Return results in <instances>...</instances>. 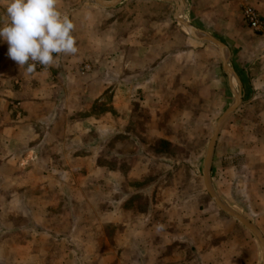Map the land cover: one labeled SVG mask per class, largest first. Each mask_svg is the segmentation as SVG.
<instances>
[{"label":"crops","instance_id":"obj_1","mask_svg":"<svg viewBox=\"0 0 264 264\" xmlns=\"http://www.w3.org/2000/svg\"><path fill=\"white\" fill-rule=\"evenodd\" d=\"M247 2L264 20V0ZM59 7L76 25L78 53L58 67L27 74L0 38V264H260L236 226L164 219L161 179L143 174L162 101L175 89L209 90L216 52L184 34L180 53L164 49L161 19L133 32L81 0ZM259 168L242 215L264 237V161Z\"/></svg>","mask_w":264,"mask_h":264},{"label":"rangeland","instance_id":"obj_2","mask_svg":"<svg viewBox=\"0 0 264 264\" xmlns=\"http://www.w3.org/2000/svg\"><path fill=\"white\" fill-rule=\"evenodd\" d=\"M81 1L114 14L111 18L117 20L116 26L117 23L126 24L133 32L142 21L161 19L163 43L167 44L164 49L180 53V49L186 48L182 34L189 42L193 40V35L174 19L176 0H122L113 7H102L93 0ZM237 1L227 2L223 8L218 1L211 6V0H184L180 19L222 44L226 63L238 77L239 85L233 75L228 77L224 73L216 46L200 41L203 47L216 52L211 87L209 90L175 89L169 104L166 99L162 101V131L153 141L148 140L150 147L154 145L155 153L144 154L146 158L142 164L147 165L145 176L161 179L155 185L157 192L162 194L156 203L164 219L177 216L178 225L185 221H193L195 225L216 223L224 225L228 232H233L236 226L258 246L242 224L216 206L203 184L207 148L219 118L233 108L236 96L238 106L223 121L212 157L210 183L214 193L233 211L241 215L249 212L247 200L257 185L259 164L264 161V32H255L246 25L241 14L242 0ZM147 27L150 33L158 28ZM196 38L203 36L198 34ZM218 72L223 74L221 81H218ZM241 199L244 207L236 208V201ZM5 204L0 202L2 206ZM259 260L262 264L261 252Z\"/></svg>","mask_w":264,"mask_h":264},{"label":"clouds","instance_id":"obj_3","mask_svg":"<svg viewBox=\"0 0 264 264\" xmlns=\"http://www.w3.org/2000/svg\"><path fill=\"white\" fill-rule=\"evenodd\" d=\"M7 21L0 24V38L8 56L27 74L59 66L61 55L78 53L74 21L60 10L59 0H8Z\"/></svg>","mask_w":264,"mask_h":264},{"label":"water","instance_id":"obj_4","mask_svg":"<svg viewBox=\"0 0 264 264\" xmlns=\"http://www.w3.org/2000/svg\"><path fill=\"white\" fill-rule=\"evenodd\" d=\"M93 1L102 7H113V6L117 5L122 0H109V1L93 0ZM175 7H176V12H175L174 19L178 23H180L182 26H184V28L188 31V33L190 35H193L194 38H196V35L199 34L200 36H203V38H201V39L196 38V39H198L202 42H210L216 46L217 52L223 61L222 67H223L224 73L227 74L228 77L233 75L237 84L239 85L238 77L235 75V73H233L231 68L228 67V65L226 63V59L222 53V44L218 40H216L215 38L209 36L207 33L199 31L198 29L194 28L193 26L189 25L188 23H186L185 21L180 19V12H181L182 8L184 7V0H176ZM237 106H238V96H236V100H235L233 108H231L230 110L225 112L219 118V120L216 124L215 130L213 132L212 138H211L209 146L207 148L206 157H205L204 164H203V184H204V187L206 189L207 194L215 202L216 206L222 212H224L225 214L234 218L236 221H238L240 224H242L251 233V235L253 236V238L256 240V242L258 244V247L260 249L261 256H262V264H264V237H263V235L258 230V228L253 223H251L246 217H244L243 215H241V214L233 211L229 207H227L218 198V196L214 193L212 186H211V183H210V166H211L216 141L218 139V135H219L222 123L228 116H230L235 111Z\"/></svg>","mask_w":264,"mask_h":264},{"label":"built area","instance_id":"obj_5","mask_svg":"<svg viewBox=\"0 0 264 264\" xmlns=\"http://www.w3.org/2000/svg\"><path fill=\"white\" fill-rule=\"evenodd\" d=\"M241 14L246 25L255 32H264V21L262 20L256 9L251 6L247 0H242ZM88 70V65H84L82 71ZM37 72H43L44 70L40 65L36 67Z\"/></svg>","mask_w":264,"mask_h":264},{"label":"bare ground","instance_id":"obj_6","mask_svg":"<svg viewBox=\"0 0 264 264\" xmlns=\"http://www.w3.org/2000/svg\"><path fill=\"white\" fill-rule=\"evenodd\" d=\"M180 18H181V17H180ZM182 20H183V19H182ZM181 26H182V25H181ZM182 28L185 29L184 26H182ZM233 86H234V85H233Z\"/></svg>","mask_w":264,"mask_h":264}]
</instances>
